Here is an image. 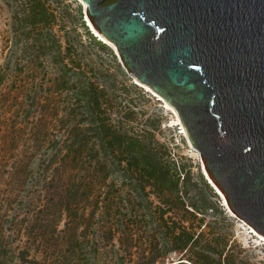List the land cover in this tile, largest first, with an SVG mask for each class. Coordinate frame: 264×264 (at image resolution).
I'll return each mask as SVG.
<instances>
[{"label":"rangeland","instance_id":"obj_1","mask_svg":"<svg viewBox=\"0 0 264 264\" xmlns=\"http://www.w3.org/2000/svg\"><path fill=\"white\" fill-rule=\"evenodd\" d=\"M87 18L82 0H0V264H264V236ZM92 83L112 122L170 166L157 186L146 156L131 169L95 139L86 145ZM84 141L70 152L82 161L67 159ZM183 233L196 242L182 248Z\"/></svg>","mask_w":264,"mask_h":264},{"label":"water","instance_id":"obj_2","mask_svg":"<svg viewBox=\"0 0 264 264\" xmlns=\"http://www.w3.org/2000/svg\"><path fill=\"white\" fill-rule=\"evenodd\" d=\"M172 107L230 209L264 236V0H82Z\"/></svg>","mask_w":264,"mask_h":264},{"label":"trees","instance_id":"obj_3","mask_svg":"<svg viewBox=\"0 0 264 264\" xmlns=\"http://www.w3.org/2000/svg\"><path fill=\"white\" fill-rule=\"evenodd\" d=\"M45 15L47 16L46 11ZM93 38L96 40L97 37ZM97 44L109 53L112 52L103 44L102 41H97ZM104 97H106V91L104 89H100L93 83L87 85L84 88L83 98L86 100L87 105L85 108L90 121V127L88 128V131L93 135L91 138H89V141L86 142V145L89 143L93 145L92 142L93 139H95L100 145V149L103 150L105 159L111 158L109 154L112 152L113 156L116 158L119 157L120 159L125 160L128 164V167L131 169L133 167L140 169L141 167L138 164V160H140L141 157L146 156L149 161L153 162L151 163L152 166L149 165L150 168L153 167L152 171L149 173V180L153 179L155 182H149H151L152 185L157 186V184H160L158 183L159 180L161 181L162 178H166L168 175H171L170 166L156 162V155L153 154V149H151L149 144H146L139 135H130L127 131H124L120 125H116L112 122L110 114L108 113L107 109L104 108ZM77 146L79 149L82 146H85V141L83 143H70L68 150L69 155H67V159H72V162L74 163H79L82 161L77 156H74L73 158L70 157V152L77 150ZM142 169L144 171H148V168L146 167H142ZM68 208H70V205ZM179 240L183 244L182 248H185L189 244H194L196 242V240L193 239V236L188 235L187 233L179 235Z\"/></svg>","mask_w":264,"mask_h":264},{"label":"bare ground","instance_id":"obj_4","mask_svg":"<svg viewBox=\"0 0 264 264\" xmlns=\"http://www.w3.org/2000/svg\"><path fill=\"white\" fill-rule=\"evenodd\" d=\"M87 20H88V22H89V24H90V26L93 28V30L95 31V33L98 35V36H100L102 39H104L105 41H107L105 38H103L96 30H95V28L93 27V25L91 24V22H90V20L87 18ZM158 96H160V95H158ZM170 106V105H169ZM171 109L174 111V113L176 114V116H177V118H178V115H177V113H176V111L171 107ZM178 121H179V123H180V120H179V118H178ZM180 125H181V123H180ZM182 126V125H181ZM182 130H183V133L185 134V136H186V133H185V130H184V127L182 126ZM187 138V137H186ZM192 146V145H191ZM193 147V146H192ZM194 148V147H193ZM255 234H257V235H259L256 231H253Z\"/></svg>","mask_w":264,"mask_h":264}]
</instances>
